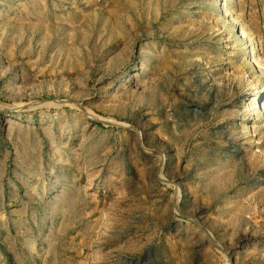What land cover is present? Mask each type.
Here are the masks:
<instances>
[{
	"label": "rangeland",
	"instance_id": "obj_1",
	"mask_svg": "<svg viewBox=\"0 0 264 264\" xmlns=\"http://www.w3.org/2000/svg\"><path fill=\"white\" fill-rule=\"evenodd\" d=\"M255 95L264 0H0V264H264Z\"/></svg>",
	"mask_w": 264,
	"mask_h": 264
},
{
	"label": "bare ground",
	"instance_id": "obj_2",
	"mask_svg": "<svg viewBox=\"0 0 264 264\" xmlns=\"http://www.w3.org/2000/svg\"><path fill=\"white\" fill-rule=\"evenodd\" d=\"M244 50H245V51H248V50H249V52H250V47H248L247 45H245ZM255 66H256V65H255ZM255 96H256V95H255ZM254 100H255V101L257 100V102H258L257 108H262V107H264V97L261 98L260 96H256V97L254 98Z\"/></svg>",
	"mask_w": 264,
	"mask_h": 264
},
{
	"label": "built area",
	"instance_id": "obj_3",
	"mask_svg": "<svg viewBox=\"0 0 264 264\" xmlns=\"http://www.w3.org/2000/svg\"><path fill=\"white\" fill-rule=\"evenodd\" d=\"M241 38H242V40H246L248 38L247 33H242Z\"/></svg>",
	"mask_w": 264,
	"mask_h": 264
}]
</instances>
